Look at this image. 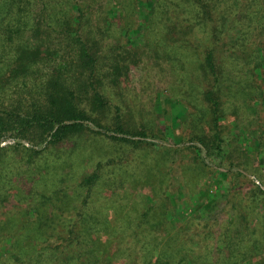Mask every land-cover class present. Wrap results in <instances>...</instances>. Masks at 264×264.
Returning a JSON list of instances; mask_svg holds the SVG:
<instances>
[{
  "label": "trees",
  "instance_id": "16d2710c",
  "mask_svg": "<svg viewBox=\"0 0 264 264\" xmlns=\"http://www.w3.org/2000/svg\"><path fill=\"white\" fill-rule=\"evenodd\" d=\"M142 1L107 0L98 11L100 0H0V161L16 151L19 179L59 145H74L72 154L86 150L88 141L93 147L92 170L63 178L71 187L48 195L45 175L28 191L17 187L27 201L0 212V264L4 257H14L10 264H102L129 257L144 264H264V176L256 174L260 183L252 180L248 195L238 199L232 186L222 185L221 208L233 218L222 226L206 222L189 236L192 223L172 224L163 195L154 191L140 209L126 185L139 177L140 165L129 152L175 145L159 142L152 128L125 124L119 107L106 114L109 85L117 87L128 71L116 50L122 41L148 35L159 60L170 63L181 81L172 93L192 110L188 135L180 134L175 149H194L199 173L216 167L210 159L215 153L229 159L223 99L239 111L258 93L264 100V0ZM142 5L144 24L130 17ZM189 33L201 48L196 53L190 54ZM57 45L71 58L56 65ZM164 111L168 117L170 110ZM8 134L15 141L4 146ZM228 161L223 170L215 168L223 178L248 177L247 167ZM13 185L0 182V206ZM115 197L127 201L121 211L132 206L126 214Z\"/></svg>",
  "mask_w": 264,
  "mask_h": 264
},
{
  "label": "rangeland",
  "instance_id": "374dc122",
  "mask_svg": "<svg viewBox=\"0 0 264 264\" xmlns=\"http://www.w3.org/2000/svg\"><path fill=\"white\" fill-rule=\"evenodd\" d=\"M106 1L100 0V4H95V10L102 11L105 8ZM142 2L145 3L146 0ZM144 6L142 5V11L133 12L130 16L131 20H139L144 24L142 20L145 15L141 14ZM253 9L256 8L253 7ZM192 35V33L187 35L190 38L188 47L190 46L193 49L190 50V54L201 50L197 46V41L192 39ZM141 39L142 36L139 40L134 38L133 42L124 43L122 41L119 49L115 52L117 54L121 52L122 63L126 64L128 71H123L125 75L121 77L117 87L109 85L110 88L106 94L109 97L110 104L106 114H115L116 107H119V113L125 124L132 125L135 128L144 126L150 133L152 128L158 135L157 140L159 142L167 143L169 146L175 145L171 149L156 147L152 153L150 148L148 154L143 152L142 149L129 152L134 153L133 157L136 164L140 166L137 168L139 177L126 184L127 191L129 198L141 202L139 204L140 209L144 207L142 199L151 201L155 192L163 195L167 199V201H163L166 203V215L171 223L176 226L192 223L193 227L189 231V236L191 234L193 236L194 233L201 230L206 222L211 224L212 221H218L221 224L233 218L232 214H226V211L224 212L221 208L226 202L219 194L222 185L232 186L231 193H236L238 199L239 196L248 195V190L253 185L252 180L260 183L256 178V174L264 176V100L258 93L255 99L245 104L250 103L248 108L243 106L239 111V108L234 107L231 101L227 98L223 99L225 113L222 122L223 134L230 141L232 152L228 154L229 159L215 153L210 159L216 167L210 166L205 173H199L198 167H195L200 160L196 151L179 144L181 147L175 149L177 143L181 142L178 138L180 134L188 135L189 125L186 124V120L192 111L185 100L172 93L173 89L179 90L181 81L179 82V78L172 72L170 63L168 65L165 60H159L160 53L155 45L151 46V37L146 35L144 40ZM56 48L59 51L54 64L57 65V63L70 60L71 57L64 45H57ZM257 83L263 85L262 79H258ZM166 96L171 97L173 102L167 103ZM165 107L170 110L168 117L164 111ZM205 131H208V128H205ZM257 138L262 143L260 147H257L259 144ZM14 141V137L8 134L2 145H12ZM86 145V150L83 149L73 154L72 151L69 152L74 147L72 144L59 145L49 150L41 160L38 159L33 164L32 174L26 171L19 179H17L18 168L22 164L18 160L16 151L8 150L0 161V182L9 186H12L13 182L15 184L9 192L3 194L8 198L1 204L0 212L24 206L27 200L17 195L20 191L18 189L28 191L31 185L38 186L39 182L42 181L40 180L42 175L48 178V188L50 187L48 195L57 189H63L64 186L71 187L73 184L63 179L66 175L92 170L89 164L88 152L92 151L93 147L89 141ZM232 159L242 169L247 167L248 177H236V175L231 174L228 178H223L216 171L215 168H218V166L222 170L226 168L227 161H232ZM151 163L154 168L152 174ZM155 188L158 190H154ZM163 190H165L164 194H162ZM115 200L119 204L118 209L124 214L132 207L128 204L126 211L125 209L121 211L123 210L121 208L127 203L126 199L119 201L115 197ZM216 200L217 203H215ZM60 203L58 202L56 205ZM222 203L223 205H221ZM216 211L218 215H216ZM112 215L113 213L111 217ZM122 220L124 221V219ZM198 238H195L197 242L199 241ZM102 239H105V237ZM201 246L200 243L197 248ZM120 247H126V245L121 244ZM8 250L9 248L5 246L1 252L4 253ZM9 259L13 260L14 257H7V259L4 257L3 262L10 264L12 261ZM114 261L108 258L104 259L102 264H144L142 260H132L131 257L126 260H119L117 263Z\"/></svg>",
  "mask_w": 264,
  "mask_h": 264
}]
</instances>
